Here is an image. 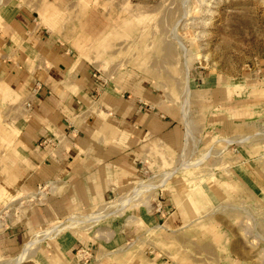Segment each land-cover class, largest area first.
<instances>
[{"label": "rangeland", "instance_id": "rangeland-1", "mask_svg": "<svg viewBox=\"0 0 264 264\" xmlns=\"http://www.w3.org/2000/svg\"><path fill=\"white\" fill-rule=\"evenodd\" d=\"M66 3L86 7L75 53L169 132L142 136L102 186L2 190L0 264H264V0ZM6 10L58 30V0H0V21ZM2 68L0 172L23 110Z\"/></svg>", "mask_w": 264, "mask_h": 264}, {"label": "crops", "instance_id": "crops-1", "mask_svg": "<svg viewBox=\"0 0 264 264\" xmlns=\"http://www.w3.org/2000/svg\"><path fill=\"white\" fill-rule=\"evenodd\" d=\"M85 10L58 0V30L39 26L25 10L1 15V75L23 110L15 117L17 132L0 172V197L43 184L58 189L60 179L74 187L81 179H95L102 186L112 175H126L142 136L169 128L137 99L110 92L75 53L76 17ZM19 234L6 240L9 254L17 250Z\"/></svg>", "mask_w": 264, "mask_h": 264}, {"label": "bare ground", "instance_id": "bare-ground-1", "mask_svg": "<svg viewBox=\"0 0 264 264\" xmlns=\"http://www.w3.org/2000/svg\"><path fill=\"white\" fill-rule=\"evenodd\" d=\"M36 240H38V239H36ZM23 258H25V257H23ZM23 258H21L20 260H18V261H17V264H18L19 262H21Z\"/></svg>", "mask_w": 264, "mask_h": 264}]
</instances>
